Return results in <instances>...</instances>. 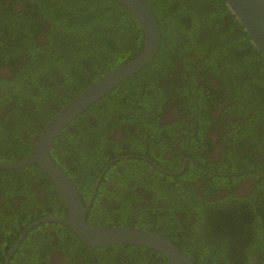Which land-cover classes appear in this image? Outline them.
Listing matches in <instances>:
<instances>
[{"label":"trees","instance_id":"1","mask_svg":"<svg viewBox=\"0 0 264 264\" xmlns=\"http://www.w3.org/2000/svg\"><path fill=\"white\" fill-rule=\"evenodd\" d=\"M10 1L0 0V67L8 70L0 75L5 87L0 95L7 96L0 102V110L5 112L0 117V160L4 161L31 153L36 134L56 109L109 69L135 57L142 46L138 22L116 0H46L48 13L39 0H21L16 11ZM146 1L160 27L155 56L64 126L53 140L50 156L83 201L98 171L112 157L145 155L177 171L181 159L172 143L177 136L192 131L196 92L198 125L194 135L179 146L192 161L176 175L148 172L149 164L134 157L113 162L86 212L87 222L156 231L175 243L191 264H264V61L224 0ZM40 32L43 38L36 40L33 36ZM51 40L57 45L50 52ZM179 40L184 43L181 52L176 48ZM27 46L43 64L49 60L48 69L40 61L31 63ZM160 59L165 65L156 66ZM209 79L226 87L232 102L222 109L218 120L225 122L222 128L226 130L220 135L224 144L219 160L209 158L213 155L211 144L216 143L207 136L205 125L213 122L209 110L214 101L225 99L226 93L209 84ZM35 82L42 85L33 87ZM68 82L74 83L71 88ZM14 87L17 90L13 92ZM34 88L42 89L40 101L28 98L29 89ZM167 106L183 116L163 121L159 116ZM229 111L237 118L231 119ZM16 112L20 119L13 116ZM201 117L205 125L200 124ZM176 124L180 127L174 129ZM170 128L173 131L168 133ZM115 129L119 133L113 135ZM244 140H255V150L263 156L249 155ZM95 145L100 147L101 157L93 159L91 165L81 162L82 154H91ZM163 150L170 156H163ZM81 164L84 173L77 170ZM139 175L146 182L132 179L124 189L120 187L121 180ZM243 178L251 179L250 191L235 194L233 189ZM103 182H108V187ZM13 184L26 195L19 204L22 214L34 212L36 218L57 211L65 216L60 196L36 164L0 169V187ZM176 191L190 194L203 210L193 205L171 209L174 206L169 200ZM5 215L6 209H0V216ZM166 219L168 223L161 221ZM47 225L53 227L51 238L43 232L35 239L45 249L29 255L19 251L21 264H37L44 259L37 254L68 247L78 254L75 258H83L76 264H168L148 248L126 244L91 247L67 226ZM69 237L77 244L75 248ZM98 252H108L109 259L103 261L104 255Z\"/></svg>","mask_w":264,"mask_h":264},{"label":"water","instance_id":"2","mask_svg":"<svg viewBox=\"0 0 264 264\" xmlns=\"http://www.w3.org/2000/svg\"><path fill=\"white\" fill-rule=\"evenodd\" d=\"M123 5L136 19L142 34V46L139 53L115 67L103 73L100 77L65 101L44 122L33 140L31 153L14 160L1 161V170L18 169L29 164H36L46 175L58 195L64 207L65 216L46 215L29 223L21 232L22 236L34 225L43 222L61 223L85 245L99 247L113 244L137 245L153 250L165 258L168 264H191L183 251L171 240L163 235L137 226L124 225H95L86 220L88 209L99 180L108 165L116 160L126 157H136L147 160L142 156H118L109 161L101 169L92 187L88 202L83 205L76 187L65 172L56 165L51 156L50 149L55 137L72 119L98 101L122 80L134 74L155 56L160 42V27L155 14L146 0H116ZM234 17L239 21L243 30L248 34L250 42L259 51L264 61V0H224ZM184 164V163H183ZM180 173L184 169L182 165ZM173 173V174H175ZM18 239L9 250L12 252Z\"/></svg>","mask_w":264,"mask_h":264},{"label":"flooded vegetation","instance_id":"3","mask_svg":"<svg viewBox=\"0 0 264 264\" xmlns=\"http://www.w3.org/2000/svg\"><path fill=\"white\" fill-rule=\"evenodd\" d=\"M25 2H26L25 4H27V1H25ZM41 3H42V6L45 8V6L47 4L46 1H42ZM5 4L7 5V1H5ZM10 5H13L16 8L14 11H16L18 9V7L21 5V0H11ZM45 12H46V10H45ZM42 17H43V15H39L38 19L41 21L42 24H45L46 22L42 19ZM42 35H43L42 32H40L37 36L35 35L33 37L36 40H39L40 38L41 39L43 38ZM179 65H180V60L177 59L176 60L177 69H179V67H178ZM6 71H8L6 68L0 67V75H5L6 73H8ZM208 83L212 84V85H217L216 86L217 89H222L224 91V93H226L225 99H221V100L218 99V100L214 101L215 106H213L209 110L210 114H212L211 119L213 121L212 123H210V125L206 124L205 118H203V117L200 118L201 119L200 124L201 125L206 124L205 130L207 131V134H208L207 136L210 137V139L214 143H216V144H211V147H212L211 155L212 154L213 155L209 156V158L219 160L220 154H221L220 152L222 151L223 144H224L220 141V135L223 133V131H226V130H223V128H222L224 125L223 123H225V122L224 121L219 122L218 120L221 118V114L223 113L222 109L225 106L230 105V103H232V102H231L229 90L226 87H223L222 85H220L218 80H210L209 79ZM193 99H194V112H193V116H192V125H193L192 131L188 135L177 136L173 140V143H172V146H173L174 151H175V155L179 156L181 159L180 168L177 171L181 170V167H183L182 165H184V168H185L187 162L192 161L189 157H186L185 155L182 154L181 150L179 149V146L180 147L182 146V142L184 141L185 138L191 137L194 135V132H195L196 127L198 125V106L196 105V102H195L196 101V92L193 93ZM230 112H233V111L228 112V115L231 119L233 117L237 118V115H235V114L230 115ZM4 115H5V112L0 110V117L2 118ZM181 116H183L182 112L178 111L177 109H172L171 107L167 106L164 108V112L159 117H160V119H163V121H164V120H168L171 118H178L179 119ZM241 117H244V116H241ZM176 125L173 127L174 129H176ZM118 133H119L118 129H115L112 132L113 135H116ZM244 142H246V147H244V149L248 148V154L249 155H251V156H263V154H261V153L258 154L256 152L255 140H253V142H252L254 144H252L250 141L244 140ZM131 155H135V154H124V155H119V156H131ZM162 155L169 157L170 153L167 150H163ZM136 156H142V157L147 159V160H145L142 158L134 157L136 159H142V160L146 161L147 164H149V167L146 169L148 172H152L153 170H157V171L162 172V173L167 174V175L179 174V173H175L177 171H172L171 169H169L168 166H164L160 163L158 164L153 159L145 157V155H136ZM116 157H118V156H116ZM116 157H112V158L108 159L107 162H105V164L101 167V169H103V167L109 161L113 160ZM127 158H132V157L122 158L121 160H125ZM117 160H119V159L112 161L108 165V167L111 166L113 164V162H115ZM108 167H107V169H108ZM201 168H203V167L201 166ZM101 169L98 171L97 176L95 177V179L93 180V182L91 184V188H90V192H89V195L87 197V200L83 201V199L80 197V199H82L81 201H82L83 205H85L88 202L90 195H91V192H92V187H93L94 182L97 179ZM203 169H205V167ZM13 170H15V169H13ZM104 172H103V174H104ZM173 173H175V174H173ZM103 174L99 180V183L103 178ZM15 182H16V180L14 178H12V183H15ZM99 183H98V185H99ZM251 183H252V181L250 178H243V179H241L240 182L236 183V187L233 189V191L235 192V194H239V195L240 194H246V192L248 193V191H250ZM103 184L106 187H108V185H109L108 182H103ZM111 185L114 186V184H111ZM33 190L37 194L40 193L38 191V189H36V187H33ZM95 192H96V190H95ZM95 192H94V194H95ZM94 194H93V197H94ZM216 196H218V195H216ZM25 197H26V195L25 196L21 195V192L19 191V186L16 184L11 185L10 188L0 187V209H6V215L0 216V232L3 231L2 233H0L1 234V237H0V264H21L20 259H18V252L19 251H21V252L23 251L22 254H26V255L34 254L38 251L37 247L39 245H44L43 243H38V240H35L38 237V234L42 235V233L44 232L47 234V236L49 238H51L49 235H50L51 231H53V227L50 225H47L48 222H46V223L44 222L43 223L44 225H41L39 227H37V226L41 223L34 225L28 231H26L22 236H20V238H18L19 235L21 234L22 230L29 223H31L35 219L41 217V216H38V217L34 218V214H35L34 212H31V213L28 212V213L22 214V211L19 210V209H21L19 204L21 203V199L22 198L25 199ZM93 197H92V200H93ZM98 199L99 200L103 199V196H98ZM92 200H91V203H92ZM112 201H114V200H112ZM91 203H90V205H91ZM90 205H89V207H90ZM89 207H88V209H89ZM28 209H30V207ZM87 210H86V212H87ZM59 213L60 212L56 211L53 213V215L61 217V215ZM49 215H51V214H49ZM27 216H29V217H27ZM44 216H46V215H44ZM86 220H87V214H86ZM54 223H57V222H54ZM58 224H61V223H58ZM137 227H140V226H137ZM141 228H145V227H141ZM145 229H147V228H145ZM149 230H151V229H149ZM26 234H28V236ZM48 237H46V238H48ZM17 239H18V241H17L15 247L13 248L12 252L8 255L7 260L5 261V258L9 252V250L12 248L13 244L16 242ZM75 255H78V254H75V251H67L64 249L58 250V251H50V252L45 250L41 254H37L38 257H44V259L38 260L37 264H76L77 262L83 261V258L81 257V255H79L80 257H78V258H75Z\"/></svg>","mask_w":264,"mask_h":264},{"label":"rangeland","instance_id":"4","mask_svg":"<svg viewBox=\"0 0 264 264\" xmlns=\"http://www.w3.org/2000/svg\"><path fill=\"white\" fill-rule=\"evenodd\" d=\"M40 1V3L42 2V1H46V0H39ZM49 1H52V0H49ZM44 8V7H43ZM45 10H46V13H48L49 12V9H48V6H45V8H44ZM25 41H27V38L25 37ZM186 43H189V42H186ZM56 43L54 42V40H51V42L49 43V46L47 47V49H50V52H51V50L52 49H54L55 47H56ZM184 45V43L182 42V41H178V43H177V46H176V48L181 52L182 50H181V47ZM16 49V48H15ZM26 50L30 53V55H31V63H34V62H36V61H40V65L43 67V68H46V69H48V67H49V65L50 64H48V59H47V57H46V59H47V64L45 65V64H43V62L41 61V59H39L38 57H36V53H35V51L32 49V48H30V46H27L26 47ZM164 55V54H163ZM35 66L37 65V63H35L34 64ZM157 65H165V61H164V59H160L157 63H156V66ZM32 69L34 70V68L32 67ZM73 84L74 83H67V86L69 87V88H71L72 86H73ZM40 85H42V84H39V83H34L33 84V87H39ZM0 89H5V87L0 83ZM17 90V88L16 87H14L11 91H16ZM41 90L42 89H36V88H34V89H29V91H28V98H30V99H33V100H35V101H40V98H41V96H40V93H41ZM6 91V90H5ZM5 98H7V96H6V94L4 95V94H2V95H0V102L3 100V99H5ZM202 102L204 103V104H207V99L206 98H202ZM40 103V102H39ZM18 112H16V113H14L13 114V116L15 117V118H18V119H20L19 118V116H18ZM22 121V120H21ZM23 122V121H22ZM23 125H26V123H24L23 122ZM2 126V124L0 123V127ZM177 127H180V125H176V128ZM173 131V128L171 129H169L167 132L168 133H170V132H172ZM248 131V130H247ZM246 131V132H247ZM249 132V131H248ZM1 137V136H0ZM254 137V133H252V136H251V138H253ZM91 149H93L92 151H91V154H88V155H86L85 153H83L82 154V156H81V162H84V161H86V163L88 164V165H91L92 163H93V159H96V158H99V157H101L98 153H99V150H100V147H96V145L95 146H93V148H91ZM0 158H3L2 156H0ZM1 161H4V160H1ZM77 170H79V171H81L82 173H84L85 172V168H84V166L81 164V165H78L77 166ZM132 179H136V180H139L141 183L142 182H146L145 181V177H143L142 175H139V176H137V177H133V178H131L130 180H121L120 181V187L122 188V189H124L128 184H129V182L132 180ZM155 189V188H154ZM171 203H172V206H174V207H172L171 209H174V208H178L180 205H193L195 208H197V209H200V211L201 210H203V207L201 206V204H199V201L197 200V199H195V198H191V196H190V194H184V193H182L181 191H176L175 193H173L172 195H171V198H170V200H169ZM162 222H164V223H168L169 222V219H166V220H161ZM121 225H123V224H121ZM68 241H70V243H71V245L75 248L76 246H77V244L76 243H74L71 239H70V237L67 239ZM37 249L39 250V251H42L43 249H45V246L44 245H39L38 247H37ZM67 251H70V247H68V249H67ZM116 251H114L113 250V253H115ZM99 254H101V255H104L103 257H102V260L104 261V260H107V259H109V253L108 252H106V253H104V252H98ZM107 255V256H106Z\"/></svg>","mask_w":264,"mask_h":264}]
</instances>
